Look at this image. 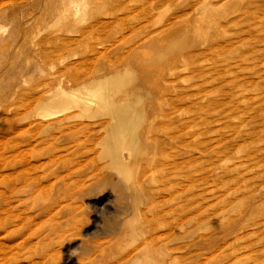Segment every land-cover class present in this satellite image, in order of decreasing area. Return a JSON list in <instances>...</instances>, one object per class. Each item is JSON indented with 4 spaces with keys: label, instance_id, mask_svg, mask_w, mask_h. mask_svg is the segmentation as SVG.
I'll use <instances>...</instances> for the list:
<instances>
[{
    "label": "rangeland",
    "instance_id": "obj_1",
    "mask_svg": "<svg viewBox=\"0 0 264 264\" xmlns=\"http://www.w3.org/2000/svg\"><path fill=\"white\" fill-rule=\"evenodd\" d=\"M71 1L0 0V264H264V0L200 37L198 0ZM97 69L144 100L133 196L92 123L32 113Z\"/></svg>",
    "mask_w": 264,
    "mask_h": 264
},
{
    "label": "bare ground",
    "instance_id": "obj_2",
    "mask_svg": "<svg viewBox=\"0 0 264 264\" xmlns=\"http://www.w3.org/2000/svg\"><path fill=\"white\" fill-rule=\"evenodd\" d=\"M196 7L194 25L196 35L200 37L203 36L201 25L211 27L225 22L232 12L239 9V0H198ZM68 11L84 21L90 17L93 8L89 0H72ZM178 44L168 40L167 50L171 51ZM152 46L156 48L155 43ZM160 57L161 54L158 55ZM100 72L97 69L95 77L72 88L65 89L60 84L46 92L32 113L43 125L54 130L70 121L92 123L82 124V129L93 126L97 133L102 134L98 144L100 159L106 160L105 168L125 178L126 182H118L125 186L124 193L126 191L128 196H133V188L127 184L131 177L129 164L135 163V155L140 153L145 136L150 134V126H144V100L139 95L140 87L129 85L124 79L125 74L117 70L103 75ZM55 140V137H50L46 142L51 146Z\"/></svg>",
    "mask_w": 264,
    "mask_h": 264
}]
</instances>
